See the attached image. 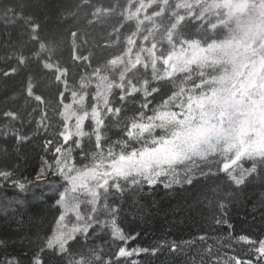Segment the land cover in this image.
Wrapping results in <instances>:
<instances>
[{
    "label": "trees",
    "instance_id": "16d2710c",
    "mask_svg": "<svg viewBox=\"0 0 264 264\" xmlns=\"http://www.w3.org/2000/svg\"><path fill=\"white\" fill-rule=\"evenodd\" d=\"M228 20L224 0H0V168L13 169L15 180L31 178L33 169L63 155L45 148L48 141L52 149L63 145L61 133L73 135L71 146L83 131V143L92 150L98 119L105 121L116 158L133 145L141 151L170 138L193 112L190 102L226 83L240 66L237 49L222 47ZM196 45L208 54L169 67L172 55L187 59ZM259 53L264 57V47ZM75 112L81 116L68 130ZM138 124L147 130L132 127L126 141L125 127ZM220 153L151 167L164 174L158 183L128 188L117 201L118 225L135 238L125 244L110 228H97L88 246L104 253L105 261H115L121 246L137 250L119 264L252 258L251 246L237 238L264 239V150L235 159L231 154L229 160ZM64 157L70 161L72 153L66 150ZM168 181L173 183L165 188ZM0 185L4 203L26 200L22 214L0 212V240L6 242L0 258L14 255L29 264L45 248L60 214L54 194L37 201L36 189L43 185H29L24 193L4 180Z\"/></svg>",
    "mask_w": 264,
    "mask_h": 264
},
{
    "label": "snow or ice",
    "instance_id": "6c2138e0",
    "mask_svg": "<svg viewBox=\"0 0 264 264\" xmlns=\"http://www.w3.org/2000/svg\"><path fill=\"white\" fill-rule=\"evenodd\" d=\"M115 111L119 113L120 109ZM98 125L95 130L96 144L92 150H88L83 143L85 136L83 131L76 134L81 139L75 140L71 146L69 145V141L73 140L71 133H61L63 145L54 149H52V141H48L45 148L63 155H54L51 161L33 169L34 175L31 178L21 176V179L15 180L13 169L7 166L0 168V180L9 183L20 193L29 191V185L35 184L37 187L43 185L40 195L35 196L34 199L43 201L51 192L54 194L52 202L60 211L55 233L47 239L45 248L32 254L29 264H119V258L131 256L137 251L136 249L129 251L121 246L115 254V261L111 259L105 261L104 253L89 247L87 241L97 228H110L112 237L125 244L134 239V236L125 235L118 225L117 219L121 209L117 201L124 198L126 190L133 186L142 187L146 184L152 188L164 174L154 171L150 165L138 166L136 160L142 154L135 151V145L132 152H121L118 157L119 162H116L111 137L105 135V121L98 119ZM132 127L143 133L148 125L126 126L124 139L128 142H131ZM115 143L118 144L119 140ZM66 150L72 153L70 161L64 157ZM76 150H80L79 160L74 156ZM172 183L168 181L163 186L168 188ZM237 183L239 184V181ZM25 204L26 200L22 198L8 199L7 203L0 198V212L12 211L15 214H22L21 209ZM237 240L251 246L253 256L244 260L230 256L227 264H232V261H235V264H264V239L257 241L242 234ZM72 242L77 247H74ZM5 243L4 240H0V248H3ZM177 250V245L173 244L171 251ZM141 251L147 252L149 249H141ZM151 251L156 254L158 250L153 248ZM0 264H21V260L18 256L6 254L0 258ZM201 264H204L203 260ZM214 264H219L218 258Z\"/></svg>",
    "mask_w": 264,
    "mask_h": 264
},
{
    "label": "rangeland",
    "instance_id": "374dc122",
    "mask_svg": "<svg viewBox=\"0 0 264 264\" xmlns=\"http://www.w3.org/2000/svg\"><path fill=\"white\" fill-rule=\"evenodd\" d=\"M224 7L229 20L222 47L237 49L240 66L234 69L230 82L193 101V112L170 138L138 151L142 154L136 160L138 166L157 167L191 156L228 151L234 152L235 159L264 150V57L259 53L264 47V0H224ZM207 51L196 45L185 53L187 59L184 54H174L169 67L181 68L193 59L203 58ZM71 118L70 114L68 130L76 127L70 123Z\"/></svg>",
    "mask_w": 264,
    "mask_h": 264
},
{
    "label": "bare ground",
    "instance_id": "6f19581e",
    "mask_svg": "<svg viewBox=\"0 0 264 264\" xmlns=\"http://www.w3.org/2000/svg\"><path fill=\"white\" fill-rule=\"evenodd\" d=\"M203 34V35H202ZM202 36L203 37H205L206 35L208 36V37H213L214 36V34H211V33H206V32H202ZM178 41V43L180 44V43H182L183 41L181 40V39H179V40H177ZM194 60V59H193ZM193 60H191V61H193ZM52 63L54 64V62L52 61ZM228 82H230V80L228 79L227 80ZM225 83V82H224ZM223 83V84H224ZM217 89H220V86L217 88ZM216 89V90H217ZM209 94V93H208ZM208 94H202V96H200V97H198V98H201V99H203L205 96H207ZM197 98V99H198ZM192 102L193 101H191L190 102V104H189V109H191V105H192ZM81 115H80V113L79 112H75V114H74V116H73V118H71L70 119V123L72 124V126H74V125H76L77 124V121L75 120L77 117H80ZM66 117H67V115H66ZM189 118V116L187 117V119ZM80 119V118H79ZM159 141V143L160 142H162L163 141V139H161V140H158ZM138 151H140V150H136V152H138ZM227 153V155H228V158H226L225 160H229V158H231L230 157V155L232 154V157L234 156V152L233 151H228V152H226ZM115 160L117 161L118 160V157L116 158V156H115ZM171 164V163H170ZM36 192H37V194L38 195H40V193H41V191H40V189H36ZM60 215V214H59ZM59 215H57L56 216V219H55V221H54V229H53V231H52V233H51V236H50V238L52 237V235L54 234V232H55V229L58 227V225H57V217L59 216Z\"/></svg>",
    "mask_w": 264,
    "mask_h": 264
}]
</instances>
